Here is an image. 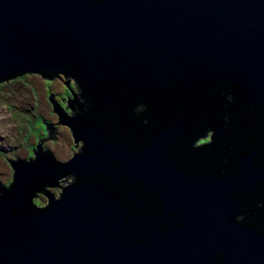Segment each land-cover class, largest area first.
<instances>
[{
  "label": "water",
  "instance_id": "95a60500",
  "mask_svg": "<svg viewBox=\"0 0 264 264\" xmlns=\"http://www.w3.org/2000/svg\"><path fill=\"white\" fill-rule=\"evenodd\" d=\"M116 2L0 0V84L27 74L69 71L82 89L102 94L96 99L99 108L107 104L108 94L111 101L119 104L124 90H142L149 100L171 87L184 90L195 84H219L235 88L232 103L237 102L231 110L243 104L241 111L230 112L231 121L237 126L241 122L261 125L264 130V0ZM52 103L55 112L60 113L58 105ZM210 108L219 112L216 106ZM183 111L187 109L181 106L174 116L161 119L164 112L157 111V107L151 110L154 124L165 123L159 128L168 134L169 141L159 142L138 157L106 144L96 130L87 132L68 123L73 134L83 136V149L94 154L74 155L68 164H58L47 154L37 155L32 165L10 162L12 188L0 197V264H126L132 260L133 264H142L127 250L120 232H113L116 224L95 221L86 214L81 223L73 215L78 206L76 186L86 192L96 186L91 176L114 177L116 163L128 174L152 177L166 185L179 208L186 206L195 212L191 218L201 219L202 213H197L200 210L204 216L207 214L209 225L204 222L193 226L192 231L205 233L209 248L210 241L219 240L224 233L229 250L225 264H264V237L257 230L242 227L238 238L228 237L232 224L220 230L218 223L232 219L211 218L214 213L225 216L236 207L233 201H224V206L220 202L229 180H217V176L200 173L192 165L186 168L194 170L191 175L181 171L184 167L177 161L174 165L165 158L170 145L191 130L192 120L187 116L179 123L173 120ZM216 125L213 124V140L221 143L217 153H222L226 164L223 167L228 168L230 150L222 145L225 136ZM54 130L47 129V138L38 141L35 148L48 140L54 142ZM247 130L240 138L235 130L229 146L234 152L239 150L237 163L233 159L231 167L232 174L241 177L231 185L242 194L251 185H264V134L260 137ZM199 138L202 137L193 144ZM63 170L72 173L77 183L67 188L62 206L55 203L53 209L34 216L26 209H18L26 203L33 185ZM219 206L221 209L215 208ZM159 249H165L162 243ZM201 257L191 255L180 260L200 264L196 261ZM154 258L156 264H171L165 261L163 252ZM150 264H155V259Z\"/></svg>",
  "mask_w": 264,
  "mask_h": 264
},
{
  "label": "flooded vegetation",
  "instance_id": "af4514ba",
  "mask_svg": "<svg viewBox=\"0 0 264 264\" xmlns=\"http://www.w3.org/2000/svg\"><path fill=\"white\" fill-rule=\"evenodd\" d=\"M93 1L99 4L117 1L116 5L119 2V0H104L103 3H101L102 0ZM36 75L44 80H69L71 78L75 82V90L69 84H66L69 95L65 99V109L58 108L60 113L55 112L52 103L54 98L50 96L52 111L58 119L56 124L67 127L70 130L71 141L74 146L75 143L79 146L72 158L74 155L86 156L88 153H93V151L83 149L85 146L83 136L80 133L73 134V129L68 123L87 132L96 130L106 144H113L114 147L121 148V152L135 157L157 147L159 142L169 141L168 134L159 128H163L162 125L154 124L149 117L147 118L149 122L145 124V113L148 111L150 115L151 111L144 109V106L148 107V103L142 90L137 92L124 90L119 104L111 101L108 94L107 104L104 103L105 105L99 108L96 99L98 96L101 98L102 94L82 89L74 73L66 71L64 73L55 72ZM16 79L18 78L13 80ZM13 80H10V82ZM37 120H39L38 117L35 118V121ZM51 126L47 125L45 128L43 126V129L47 128L49 131L52 129ZM103 131L107 135H104ZM238 152L239 150L235 151V153ZM43 154L50 156L48 151L42 149V146L39 145L34 149L33 155L24 162L31 164L36 160L37 155L42 157ZM237 155L234 158L236 163L238 160ZM51 158L55 162L53 157ZM72 158L68 162L57 163L68 164ZM165 158L168 162L171 161L174 165L176 164V161L170 159L168 155ZM227 159L229 162L231 161L230 157ZM195 165L197 166V164ZM114 167L117 170L114 177L109 175L91 176L96 186L90 187L86 192H82L81 187L76 186L75 197L78 200V206L73 215L76 216L77 221L82 223L86 214L95 221L113 222L117 226L113 232H120V238L124 241L127 250L136 255V259L141 260L142 264H150L153 259H155L156 264L157 260L154 257L156 255L157 257L161 256V252L167 257L165 261H171V264H185L180 258L191 255H201L200 260L196 261L200 264H225L227 262L229 250L226 249L224 241L226 236L223 235L224 233L219 235V240L217 238V240L210 241L209 248L206 234L192 231L193 226L201 225L204 222L209 225L207 214L204 216L203 211L200 210L197 213H202L203 217L201 219L191 218L195 212L186 206L179 208L177 200L173 202L174 195L166 189V185L158 183L152 177L146 178L128 174L119 163H116ZM197 167L200 168L199 165ZM197 167L196 171L206 172L211 174L212 177L217 176V180H229L227 181V187L223 188L226 190V197L224 198L225 193L223 192L222 198H220L221 201H219L223 206L225 205L224 201H233L236 203V207L225 216L214 213L211 217L218 216L215 221L220 218L232 219L230 222L218 223L220 224V230L229 223L232 225L228 237L238 238L242 227L247 230H257L259 232L257 234L264 237V185H251L242 194L235 191L231 185L233 180L241 177V174H232L233 167H226V169L217 167L215 169L201 168V170ZM181 171H186L191 175L194 174V170L191 171L186 168H182ZM62 178H66L65 181L63 180L66 184L61 186L59 194L55 195L51 190L59 184ZM111 178H114V180ZM12 183L13 177L10 185L0 184V197L12 188ZM76 183L77 178L69 171L63 170L56 176L50 177L46 182L33 185L26 203L18 209H26L34 216L36 213L50 210V208L53 209L55 203L62 206L67 188L73 184L76 185ZM215 208L219 210L221 206ZM83 235H86V233ZM91 237L95 238L96 234H92ZM159 243H162L165 247L161 252ZM141 254L144 255V258H141ZM186 262L191 264L188 261ZM193 262H195V258H193ZM133 263L134 260L126 264ZM85 264L88 263L85 262Z\"/></svg>",
  "mask_w": 264,
  "mask_h": 264
},
{
  "label": "rangeland",
  "instance_id": "374dc122",
  "mask_svg": "<svg viewBox=\"0 0 264 264\" xmlns=\"http://www.w3.org/2000/svg\"><path fill=\"white\" fill-rule=\"evenodd\" d=\"M67 81L75 90L76 86L71 78L51 81L33 74L0 85V184L10 185L12 181L10 162L27 161L33 155L32 151L38 141L47 138V129H43L46 125L43 123L52 125L55 129V141H45L41 146L56 162H68L79 149L78 144L75 143V147L71 141L70 130L64 125H56L58 119L52 113L51 103L48 101V97L53 96V102L60 109H65L69 90L63 83ZM37 117L39 120L35 121ZM63 180L66 178H62L60 182H64ZM60 182L58 187L66 184ZM59 190L54 187L51 191L58 195Z\"/></svg>",
  "mask_w": 264,
  "mask_h": 264
},
{
  "label": "trees",
  "instance_id": "16d2710c",
  "mask_svg": "<svg viewBox=\"0 0 264 264\" xmlns=\"http://www.w3.org/2000/svg\"><path fill=\"white\" fill-rule=\"evenodd\" d=\"M234 89L235 88L233 87L221 86L219 84H195L191 87V89L184 90L179 87H171L161 93L159 97H151L146 101L148 103V107L144 106V109L151 111L154 107H157V111L164 112L161 119H169L171 114L174 116V112L178 111L180 107L183 106L187 109V112L183 111L180 116H175L173 120L179 123L180 121H183L186 116L189 121L192 120L190 132L181 135L167 149L166 152L170 159L177 161L180 166L183 165L182 167L184 168L192 165L194 169H196L195 167L199 165L200 168H197L200 170L201 168L215 169L216 167L226 169L223 167L226 164L223 158H221L222 153H217V148L221 146V143L214 142L213 140L211 144H205L202 147L194 148L192 147L194 140L199 136L203 137L208 131H214L213 124H217L216 129L218 132H223L222 134L225 136V139H222V145L230 150L228 155L231 161L229 163L232 164V160L235 158V155L239 153H235L233 147H229L230 141L235 136V130H237L238 138H240L242 132L248 128L249 130H247V132L255 131L258 136L264 134V130L261 125L251 126L247 122L246 124L241 122V124L239 123V126H237L236 123L231 121L230 112L233 111L232 113H237L238 111H241V108L243 107V104H238L237 108L231 110L233 104L236 105L237 102L235 100V102L232 103L233 95L231 93H233ZM221 97L224 99H221ZM223 100L225 104L222 103ZM158 101H161V103L157 106ZM211 106H216L219 112L211 110ZM145 115V124L149 122L147 120L148 117L151 121L154 118V114L150 113L149 115L148 111H146ZM162 124L165 123H158V125ZM241 147L242 149L246 148V146ZM238 148L240 149V147ZM195 164H197V166ZM231 166L228 165L229 168Z\"/></svg>",
  "mask_w": 264,
  "mask_h": 264
},
{
  "label": "clouds",
  "instance_id": "9594fccd",
  "mask_svg": "<svg viewBox=\"0 0 264 264\" xmlns=\"http://www.w3.org/2000/svg\"><path fill=\"white\" fill-rule=\"evenodd\" d=\"M103 2H104V0H102L101 3H103ZM214 136H215V132L214 131H208L206 136L198 139L193 146L196 147V148H199V147L204 146L205 144H211L212 141H213V137Z\"/></svg>",
  "mask_w": 264,
  "mask_h": 264
}]
</instances>
